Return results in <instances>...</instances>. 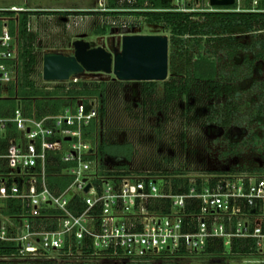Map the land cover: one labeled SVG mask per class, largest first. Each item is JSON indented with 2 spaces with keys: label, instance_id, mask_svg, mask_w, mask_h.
<instances>
[{
  "label": "built area",
  "instance_id": "built-area-1",
  "mask_svg": "<svg viewBox=\"0 0 264 264\" xmlns=\"http://www.w3.org/2000/svg\"><path fill=\"white\" fill-rule=\"evenodd\" d=\"M109 1L103 0L100 12L138 11L110 9ZM117 1L133 5L137 0ZM173 6L182 13L217 11L211 0H173ZM128 18L107 17L114 29L121 30L135 24L121 21ZM15 40L9 21L3 20L0 84L4 93L15 80L16 65L6 63L17 61ZM89 104L87 110L80 99L74 111L69 108L42 120L26 117L21 107L12 119L0 118V136L10 124L16 125L17 131L1 157L6 165L0 175V200L22 203L20 215L3 216L0 212V242H16L18 258L58 253L82 262L99 259L101 264H162L198 257L208 246L222 247L224 253L218 256L224 257L236 240L255 244L257 252L250 256H264V167L260 170L258 165L246 163L243 171L186 178L187 190L183 185L176 188L171 177L118 175L98 158L97 145L84 137V128L100 122L97 100L90 99ZM60 137L76 140L65 154L61 153V141H56ZM55 147L63 163L75 165L49 174L48 154ZM50 176L69 177L72 182L63 191L53 190L48 183ZM88 185L91 187L86 192ZM85 248L93 252L84 255Z\"/></svg>",
  "mask_w": 264,
  "mask_h": 264
},
{
  "label": "trees",
  "instance_id": "trees-1",
  "mask_svg": "<svg viewBox=\"0 0 264 264\" xmlns=\"http://www.w3.org/2000/svg\"><path fill=\"white\" fill-rule=\"evenodd\" d=\"M109 7L138 11L120 13L0 10V34L3 20H8L11 35L18 43L17 61L6 62L16 65V80L8 85L7 93L3 92L4 89L0 84L1 119H12L17 108L21 107L26 117L42 120L46 117L58 116L69 108L74 111L80 99L84 100L89 110L90 99H97L100 122L93 121L89 127L84 128V137L97 145L100 160L115 163L118 171L116 174H132L128 164L133 159L134 146L130 143H107L99 139V129L106 118V84L101 82L87 86L83 82L76 84L73 82L71 88L59 87L51 91L39 87L34 78L38 67L36 36L29 29L31 17L38 15L90 17L101 14L106 18L127 15L143 18L148 24L160 26L170 34V74L168 81L163 83V103L168 105L182 97L190 100L192 95L200 93L201 87H208L212 96L225 98V101L213 110L210 121L225 128L230 127L234 122H242L248 127L255 126L256 129L251 132V140L244 143H251L254 146L264 144V68H259V64L264 65V0H258L256 5L253 4V0H245L244 6H241L240 0H236L234 6L215 7L217 11L203 13L176 12L173 0H137L133 5H121L117 0H110ZM106 34L107 27L97 30L99 36ZM158 85V82H142L143 93L148 96L156 94ZM13 136H17L16 125L10 124L5 135L0 136V156L6 155L9 139ZM57 147L48 154L49 174L61 173L75 165L63 163ZM243 166L238 169L246 170L247 167L244 164ZM250 166L257 165L250 164ZM259 168L262 170V167H256ZM238 169L234 168L228 172H237ZM3 173L4 170L0 167V175ZM137 173L173 176L176 188L183 185L185 190L188 189V179H177L183 174L182 171L159 172V174ZM71 182L72 178L69 177L48 178L49 186L53 190L58 188L63 191ZM0 212L3 216L20 215L22 203L15 199L0 200ZM92 252V248H85L83 253L87 255ZM230 252L234 256L246 257L255 254L257 250L253 242L236 240ZM221 253H224L222 247L215 249L208 246L202 255L215 261L214 264L220 262L224 264L223 257L218 256ZM18 254L19 247L16 242H0V258H18ZM35 263L28 260L0 262V264ZM167 263L169 262L162 264ZM80 264L96 263L84 261Z\"/></svg>",
  "mask_w": 264,
  "mask_h": 264
},
{
  "label": "rangeland",
  "instance_id": "rangeland-1",
  "mask_svg": "<svg viewBox=\"0 0 264 264\" xmlns=\"http://www.w3.org/2000/svg\"><path fill=\"white\" fill-rule=\"evenodd\" d=\"M240 4L244 6L245 0H240ZM103 7V0H0V10L17 8L40 12H99ZM121 21L135 24L125 30L114 29L110 20L101 14L90 17L61 14L31 17L29 29L36 36L38 56V67L34 75L37 85L51 91L59 87L71 88L73 82H83L87 86L105 83L106 118L99 129V139L107 143L132 144L135 151L128 168L134 174L182 171L183 174L176 176L177 179L196 180L206 175H222L220 173L238 169L246 163L264 167V144L254 146L244 143L251 140V132L256 129L255 126L248 127L242 122H234L225 128L210 121L213 110L225 98L212 96L208 87H201L200 93L192 95L190 100L182 97L167 105L162 102V82H158L157 93L148 96L143 93L142 82H120L113 75L101 73H86L65 83L43 80L44 54L60 52L72 55V44L76 40L93 42L95 46L105 47L112 52L121 48L124 35H163L170 38V34L162 27L148 24L137 16H129ZM104 27H107V34L97 35V30ZM15 45L18 46L17 40ZM259 68H264V65L259 64ZM13 76L16 80V68ZM56 141H61V153L65 154L76 140L71 142L60 137ZM107 164L110 170H117L115 163L107 161ZM225 255L222 260L224 264H264V256L238 257L232 255L229 249ZM2 260H28L36 262L35 264L82 262L76 257H60L58 253L38 257L0 258V262ZM167 261V264L215 262L204 255ZM93 263L101 264L99 259L93 260Z\"/></svg>",
  "mask_w": 264,
  "mask_h": 264
},
{
  "label": "water",
  "instance_id": "water-1",
  "mask_svg": "<svg viewBox=\"0 0 264 264\" xmlns=\"http://www.w3.org/2000/svg\"><path fill=\"white\" fill-rule=\"evenodd\" d=\"M236 0H211L213 7H230ZM74 52H47L43 80L65 83L86 73L113 75L120 82H167L170 74V38L163 35H124L121 48L105 47L83 39L73 42ZM70 141V139H67ZM91 185H88L86 192Z\"/></svg>",
  "mask_w": 264,
  "mask_h": 264
},
{
  "label": "crops",
  "instance_id": "crops-1",
  "mask_svg": "<svg viewBox=\"0 0 264 264\" xmlns=\"http://www.w3.org/2000/svg\"><path fill=\"white\" fill-rule=\"evenodd\" d=\"M2 156H0V167L4 170L5 169V165H6V161L4 159L1 158Z\"/></svg>",
  "mask_w": 264,
  "mask_h": 264
}]
</instances>
